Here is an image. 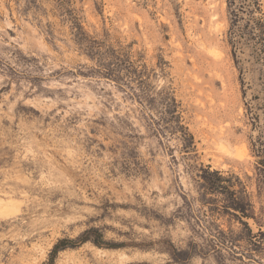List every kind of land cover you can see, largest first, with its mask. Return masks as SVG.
<instances>
[{"label": "rangeland", "instance_id": "obj_1", "mask_svg": "<svg viewBox=\"0 0 264 264\" xmlns=\"http://www.w3.org/2000/svg\"><path fill=\"white\" fill-rule=\"evenodd\" d=\"M231 26L228 0H0V264H264V61ZM91 228L118 247L51 260Z\"/></svg>", "mask_w": 264, "mask_h": 264}, {"label": "trees", "instance_id": "obj_2", "mask_svg": "<svg viewBox=\"0 0 264 264\" xmlns=\"http://www.w3.org/2000/svg\"><path fill=\"white\" fill-rule=\"evenodd\" d=\"M247 2V3H246ZM247 4L250 7L256 8V5H260V0H241V3H239V0H228L229 5V12H230V18H231V29H230V39L233 44V53L236 58V62L239 64V58L237 55V51L239 48V43L246 39L248 41H251L256 46V52L257 58L259 60L264 61V48L262 46V43L264 41V20L262 18L256 17L253 12L254 9H251L250 17L245 21V23H242L243 20H245V16L243 15L244 11H247ZM259 44V46H258ZM256 153L260 158V163H264V144L260 143L256 145ZM238 211L242 212V215L247 216L246 209L242 206L236 208ZM243 223L247 224L246 221L242 220ZM88 240L93 241L98 246H108V247H118V244L108 242L104 239L103 234L96 228H91L88 230H85L78 239H69V238H63L60 239L53 247L51 251V260L54 259L55 255L61 250L65 249L68 246H77L78 243H84ZM224 243V242H223ZM222 247L218 249V251L221 250ZM178 256V259H183L179 253H176ZM254 260L256 258H253ZM260 264H262L260 262Z\"/></svg>", "mask_w": 264, "mask_h": 264}, {"label": "bare ground", "instance_id": "obj_3", "mask_svg": "<svg viewBox=\"0 0 264 264\" xmlns=\"http://www.w3.org/2000/svg\"><path fill=\"white\" fill-rule=\"evenodd\" d=\"M230 152H231V151H230ZM1 205H2V204H1ZM3 205H4V204H3ZM3 205H2V206H3Z\"/></svg>", "mask_w": 264, "mask_h": 264}]
</instances>
